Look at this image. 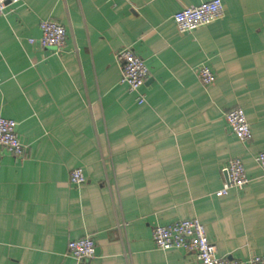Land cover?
<instances>
[{
    "label": "crops",
    "instance_id": "0c3cea01",
    "mask_svg": "<svg viewBox=\"0 0 264 264\" xmlns=\"http://www.w3.org/2000/svg\"><path fill=\"white\" fill-rule=\"evenodd\" d=\"M208 1L24 0L0 17V118L26 148L0 147V264H201L151 237L194 218L219 257L264 255V0H221L222 18L179 33L172 16ZM46 19L65 28L59 54L29 43ZM123 48L148 69L143 105L120 82ZM234 108L245 143L225 122ZM234 158L249 183L216 197ZM85 236L95 256L76 261L67 244Z\"/></svg>",
    "mask_w": 264,
    "mask_h": 264
},
{
    "label": "built area",
    "instance_id": "2783aa9c",
    "mask_svg": "<svg viewBox=\"0 0 264 264\" xmlns=\"http://www.w3.org/2000/svg\"><path fill=\"white\" fill-rule=\"evenodd\" d=\"M24 0H0V17L6 15L8 7L22 3ZM119 1V0H108ZM224 14L221 0H210L195 7H186L172 16V21L179 33H191L199 27L210 24ZM40 37L29 39L30 44L38 43L41 48L52 49L55 54L63 51L66 31L65 28L51 19L42 20L39 23ZM116 61L121 69L120 82L128 88V91L136 95V103L143 105L146 102L142 90L148 78V69L143 59L137 56L132 49L123 48L115 54ZM197 77L203 86L214 82V76L206 65H200L196 71ZM1 85V80H0ZM227 127L235 139L241 143L248 141L250 137V125L241 108H234L224 115ZM17 123L10 119L0 118V147L9 155L22 159L25 157L26 148L19 141L16 134ZM255 162L264 175V150L255 157ZM1 168V155H0ZM225 182L223 187L215 193L216 197L225 195L229 190H242L249 183L245 175L244 167L240 159H230L223 170ZM69 183L81 186L85 183V177L81 169L70 172ZM154 247L159 251L180 249L195 256L201 264H264V255H253L246 259H231L219 257L214 245L208 242L204 226L198 219H186L176 221L164 226L153 227L151 233ZM67 255L76 261L89 260L95 256V243L91 236L69 241Z\"/></svg>",
    "mask_w": 264,
    "mask_h": 264
}]
</instances>
